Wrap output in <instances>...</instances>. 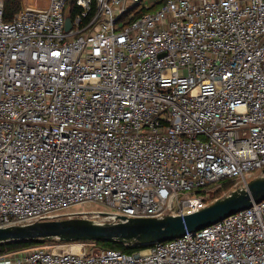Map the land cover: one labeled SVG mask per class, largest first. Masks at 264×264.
Instances as JSON below:
<instances>
[{
  "label": "built area",
  "instance_id": "1",
  "mask_svg": "<svg viewBox=\"0 0 264 264\" xmlns=\"http://www.w3.org/2000/svg\"><path fill=\"white\" fill-rule=\"evenodd\" d=\"M74 1L67 31L70 0L10 21L0 0V228L187 215L264 176V0H150L127 22L143 0ZM69 247L0 264H264V201L132 254Z\"/></svg>",
  "mask_w": 264,
  "mask_h": 264
},
{
  "label": "water",
  "instance_id": "2",
  "mask_svg": "<svg viewBox=\"0 0 264 264\" xmlns=\"http://www.w3.org/2000/svg\"><path fill=\"white\" fill-rule=\"evenodd\" d=\"M71 27L72 18L68 15L66 30L69 31ZM263 201L264 176H257L246 186L231 190L204 209L192 214L146 218L121 217L120 221L112 222L85 218L52 219L9 225L0 228V245L59 240L83 243L118 242L149 247L210 227Z\"/></svg>",
  "mask_w": 264,
  "mask_h": 264
},
{
  "label": "trees",
  "instance_id": "3",
  "mask_svg": "<svg viewBox=\"0 0 264 264\" xmlns=\"http://www.w3.org/2000/svg\"><path fill=\"white\" fill-rule=\"evenodd\" d=\"M6 2V16L5 20L10 21L16 13H18L22 9V0H5ZM78 12V8L75 5L74 0H70L69 6L67 9L68 15L73 17ZM231 180H224L220 182L219 184H213L209 186L205 191H213L215 198H221L225 194L229 193L231 186L230 183ZM100 249L103 250H116L121 251L123 253L132 254L135 252H139L140 250L144 249L145 247L142 245H126L124 243H118V242H91ZM39 244H46L44 243H11V244H4L0 245V255L2 254H8L12 253L18 250L30 248L32 246H37Z\"/></svg>",
  "mask_w": 264,
  "mask_h": 264
},
{
  "label": "rangeland",
  "instance_id": "4",
  "mask_svg": "<svg viewBox=\"0 0 264 264\" xmlns=\"http://www.w3.org/2000/svg\"><path fill=\"white\" fill-rule=\"evenodd\" d=\"M30 4L29 0H22V7L24 5H28ZM151 4H153L150 0H143L142 3L137 7L136 10L129 12L127 15L124 16L123 21L127 22L135 13L140 12L142 10V13L145 12V10H149V8H151ZM144 9V10H143ZM259 173H254L252 175H250L251 179H254L255 177L258 176ZM238 183L236 181H232L230 183L231 189L230 191L235 188V186ZM229 191V192H230ZM228 194V193H227ZM226 195V194H225ZM95 205L90 206V207H72L68 210H65L63 212H65V214H63L60 219H70V218H85V219H90V220H99L98 217H96L94 214H92L93 211L96 210ZM104 211H108V209H104ZM78 242H61L59 240L56 241H52V242H46V244H50V245H54V246H62L63 248H67L69 247V245H75ZM72 248V247H69ZM77 247H75L76 249ZM98 249H100L99 247H97ZM91 246H90V250H91Z\"/></svg>",
  "mask_w": 264,
  "mask_h": 264
},
{
  "label": "crops",
  "instance_id": "5",
  "mask_svg": "<svg viewBox=\"0 0 264 264\" xmlns=\"http://www.w3.org/2000/svg\"><path fill=\"white\" fill-rule=\"evenodd\" d=\"M49 0H29L31 5L34 6H46Z\"/></svg>",
  "mask_w": 264,
  "mask_h": 264
}]
</instances>
